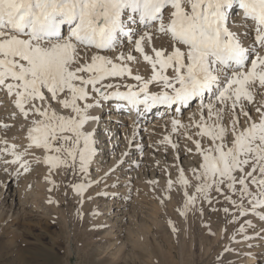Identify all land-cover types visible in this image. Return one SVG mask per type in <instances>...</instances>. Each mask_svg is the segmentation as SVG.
I'll return each instance as SVG.
<instances>
[{"label":"snow or ice","instance_id":"obj_1","mask_svg":"<svg viewBox=\"0 0 264 264\" xmlns=\"http://www.w3.org/2000/svg\"><path fill=\"white\" fill-rule=\"evenodd\" d=\"M233 9L242 10L243 32L231 28ZM159 37L168 48L154 46ZM133 53L150 66L147 79L132 74L129 63H139ZM126 76L137 83L111 82ZM0 90L15 95L25 119L39 117L28 129V148L54 153L43 163L80 176L78 195L91 186L85 178L98 152L95 130H84L99 120L92 109L110 101L138 115L160 106L177 114L197 107L191 124L172 120L200 157L191 169L196 195L183 192L185 209L198 200L231 205L222 211L233 216L238 235L254 225L240 224L237 214L264 223V99L256 100L264 98V0H0ZM52 102L70 114H58ZM15 149H0V166L29 170L22 160L29 153ZM178 173L186 189L183 167Z\"/></svg>","mask_w":264,"mask_h":264},{"label":"rangeland","instance_id":"obj_2","mask_svg":"<svg viewBox=\"0 0 264 264\" xmlns=\"http://www.w3.org/2000/svg\"><path fill=\"white\" fill-rule=\"evenodd\" d=\"M157 46V48H168V46ZM148 52L150 55L152 54L150 50ZM133 55L137 56L139 63H129V67L132 68V74L137 75L139 72V75L147 79L151 72L150 66L148 65L149 71L147 73L145 72L146 74H141L140 71H142L141 68L143 67L144 61L140 58L139 53H133ZM169 74L171 73L169 72ZM107 82L105 81V83ZM111 82L117 84L131 83L133 85L137 83L127 76L123 80L114 78ZM120 90L127 89L122 87ZM158 90L157 86L153 88V91ZM60 98L63 99L64 95L62 94ZM261 99L264 98L257 95L256 100L260 101ZM14 100H16V97H14ZM52 107L58 114H70L69 110L63 109L56 102H52ZM93 111L94 109L91 110V113ZM250 114L255 118L254 113ZM33 119H39V117L29 115L26 120L27 124L29 122L31 124L29 128L32 126L31 122ZM184 129L175 132L172 130L168 137H172V139H170V142L167 140V142L173 144L178 142L177 144H180V141H182L181 143L186 144V146L188 145L189 148L193 147L191 155L193 160L189 163L190 166H183L182 164L179 166L178 163H174L175 161L172 160L171 162L170 160L164 161L162 164L164 166H160L162 169L158 167L163 175L158 173L154 181L148 180L145 177L144 180L147 181L145 182L140 177L141 179L139 178L138 180L139 183L135 182V189H137L139 201L135 207L136 211L134 215H137L138 217H136L138 219L135 216V218H132L131 225L127 229L129 232L126 231L120 234L121 240L120 238L117 240L118 237L114 229L108 228L109 224L106 223L104 217L106 215L107 205H104L105 202L101 201L106 199L107 203L110 200L109 198L114 196H105V191L92 188H88L83 195H78L76 185L81 183V178L80 176L70 175V170L67 169L62 174L60 172L61 177L58 176L59 173L54 172V176L52 175L53 177H51L53 179L52 183H54L52 190L40 189L42 193L39 196L40 198L36 197L32 199L37 201L35 204L39 202L38 205L40 203L42 204L44 200L46 204L49 203L47 205L48 208L43 203L40 205V207H43H39L40 212L36 211L39 215L42 214L41 216L43 217L41 220L40 218L34 220V217H25L21 213L22 215L16 221H13L12 213L4 209L2 207L3 204L0 205V264H13L12 258L14 253H16L15 248H24L23 244L28 243L29 247L32 248L42 245L45 255L43 257V255L37 254L34 256L35 260H30L28 264H245L244 260L247 257L250 259L249 264H264L263 247L256 249L252 245L257 242L255 238H264V231H261L264 229V223H259L258 218L252 216L240 218L237 214L236 219L239 220L240 224H243L246 220H252L254 225V227L248 228L246 233L238 235L237 229L239 225L233 222L234 218L232 215H225L222 211L223 207H229L231 209V205L214 203L210 206L198 200L194 208L185 209L184 203L186 198L183 192L187 191L190 195H196L194 187L191 186L195 184L191 169L197 166L200 157L194 154L195 149L192 142L185 139ZM191 129L192 131L188 129L190 133L196 131L195 128ZM3 145L5 144H2L0 149L7 147V145L4 147ZM95 147L97 148V145ZM5 154L4 157L7 159L11 157V155H7L9 153ZM50 154L48 152V155ZM179 167H183L185 175L190 181V186L186 189L179 184ZM169 179L173 181L171 190L167 188ZM49 201H52L51 205ZM201 208L202 212L200 211ZM43 209L44 211H42ZM185 211L187 214L182 215L181 213ZM43 212L45 213L43 214ZM98 214L101 216H98ZM137 223L138 225H136ZM103 227L106 228L105 232V228ZM104 234L108 235L105 236ZM113 235L115 236L112 237ZM122 238L123 240H127V242L123 241ZM111 242H119V245L121 244V247H125V249L120 248L122 250L118 251L120 249H116L117 246H113L118 253L113 248L111 250L117 255L112 256V258H110L111 256L104 257L101 247ZM46 256L49 257L47 259L48 261L45 259Z\"/></svg>","mask_w":264,"mask_h":264},{"label":"bare ground","instance_id":"obj_3","mask_svg":"<svg viewBox=\"0 0 264 264\" xmlns=\"http://www.w3.org/2000/svg\"><path fill=\"white\" fill-rule=\"evenodd\" d=\"M241 17H242V10L233 9L230 11L229 23L233 31H238V32L244 31ZM132 27L135 29L137 28V25H132ZM153 44L155 47H158L157 45L169 46V41L166 37H159L154 39ZM105 55H108L109 57L115 59L116 54L111 52H106ZM141 69H142V71H140L141 74L145 72L147 73L149 71L146 62L143 63V67ZM154 87L155 85H150V91H153ZM122 91H126V90H122ZM14 97H15L14 95L9 96L5 91L0 90V125L3 124L10 125V127L8 128L0 127V147H2L1 146L2 144H5L3 141L6 140L7 147H9V150H11L12 145L16 146L15 150L17 152L22 153L25 150H27L29 154L23 156L22 160L28 162L29 170L25 171L24 168L19 167V164L8 165L7 171L4 170L3 166H0V205L3 204L2 207L8 210L9 213H12L13 221H16L19 218V216L22 215L21 213H23L24 214L23 216L25 217L26 216L34 217L35 218L34 220H38L40 218L41 220V218L43 217L41 216L42 214L39 215L37 213L40 212V208L43 207V206L40 207V205L44 203L47 206L49 203L46 204L45 203L46 201L43 199L44 202L38 205L39 202L35 204V202L37 201L32 199L36 197L40 198L39 196L42 195L40 189L43 190L45 189L49 191L52 190L54 183H52L53 179L51 177L54 176L53 173L54 172L59 173L58 176L61 177L60 175L62 174V172H66L67 168L61 167L59 169H52L49 164L43 163V159L48 155V152H46L43 149H38L35 147L30 149L28 148V145L31 143V141L28 139V129H29V125L31 124L30 122L29 124L26 123L27 119H25L22 116V114L19 112V109H17L14 106V102H15ZM117 103L119 102L116 101L104 102V105H102V107L95 108L93 113L91 114L98 116L99 120L89 125H85L84 130L85 131H92L93 129L95 130V139L97 141L96 145L98 149L97 154L95 155L93 161L90 164L89 175L86 177L87 183L91 185L88 188L105 191L106 192L105 196L108 197L111 195L114 196L112 198L110 197L109 198L110 200L107 203H106V199H103L101 201H104L105 202L104 205H107L106 206L107 208L105 207L107 210L105 213L106 215L104 217L106 223L109 224L108 228L114 229V232H116V236L118 237L117 240H119L120 234L128 231L127 229L129 225H131L132 218H135L137 216V215L135 216L134 214L136 211L135 207L138 204L139 198H138L137 189H135V182H138L140 177H142V180H144L146 177V179L154 181L158 173L160 175H163V173L159 171L158 167H160L164 161L170 160L171 162L172 160L175 161L174 163H178L179 166L181 164L183 166L186 165L190 166L189 163L193 159L191 156L192 153H189L187 151V149H189V146L188 145L186 146V144L181 143L182 141H180V144H178L179 150L177 151V147L176 148L172 147L173 143H168L166 138L169 137L171 131L173 130V125H172L173 119L180 120L181 124L183 125H189L193 122L194 119L195 120L199 119V112H198V108L195 106L183 109L182 112L179 114L175 113L172 109H168L166 106H160L154 108L151 112L148 113L141 112L138 115L135 111L129 112L128 109H124V110L118 109L116 107ZM194 113L196 114L195 116ZM181 129L184 128L181 127ZM181 129L179 128L178 130ZM190 130L192 131V129ZM179 132L182 133L181 131ZM170 139H172V137ZM4 146L5 145H3V147ZM191 149H193V147ZM7 155L9 156L10 154ZM177 155L179 158H177ZM9 158L13 159L12 156L8 157V159ZM4 159L7 158L4 157ZM37 159H39L41 162L36 163ZM8 169H10V171H8ZM17 172H19V175H17ZM44 209L42 211H44ZM45 212H43V214ZM99 215L100 214H98V216ZM258 222L260 223V221ZM136 225H138V223ZM105 231L106 228L104 232ZM114 236L115 235H113L112 237ZM255 239L257 240V242L255 244H252L254 245L253 248L255 247L257 249L263 247L264 249V238L262 237L260 239L259 237ZM123 241L127 242V240H123ZM23 245L24 248H20V249L15 248L16 253H14L12 258L13 264H28L30 263V260L32 259L35 260L34 256H36L37 254L43 255V257H45L43 253L44 248L42 245L36 246V248L29 247V243ZM113 246H117L116 249L122 248L121 247L122 245L121 244L119 245V242H114V243L111 242L110 244L107 243L103 247H101L102 254L104 255V257L111 256L110 258H112V256L117 255L115 254V252H112L111 250ZM123 248L125 249V247ZM116 249H114V251ZM122 249L118 251H121ZM118 251L116 253H118ZM31 254L32 256H30ZM48 258L49 257L46 256L45 259L47 260ZM244 261L245 264L250 263V259H248V257Z\"/></svg>","mask_w":264,"mask_h":264}]
</instances>
